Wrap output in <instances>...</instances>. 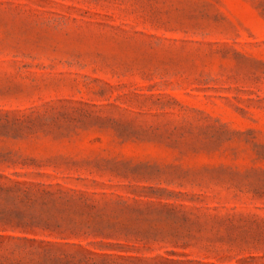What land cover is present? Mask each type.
<instances>
[{
    "label": "rangeland",
    "instance_id": "rangeland-1",
    "mask_svg": "<svg viewBox=\"0 0 264 264\" xmlns=\"http://www.w3.org/2000/svg\"><path fill=\"white\" fill-rule=\"evenodd\" d=\"M0 264H264V0H0Z\"/></svg>",
    "mask_w": 264,
    "mask_h": 264
}]
</instances>
